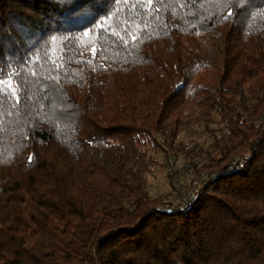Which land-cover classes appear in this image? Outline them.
Returning a JSON list of instances; mask_svg holds the SVG:
<instances>
[{
  "label": "trees",
  "instance_id": "16d2710c",
  "mask_svg": "<svg viewBox=\"0 0 264 264\" xmlns=\"http://www.w3.org/2000/svg\"><path fill=\"white\" fill-rule=\"evenodd\" d=\"M0 264H264V0H0Z\"/></svg>",
  "mask_w": 264,
  "mask_h": 264
},
{
  "label": "built area",
  "instance_id": "2783aa9c",
  "mask_svg": "<svg viewBox=\"0 0 264 264\" xmlns=\"http://www.w3.org/2000/svg\"><path fill=\"white\" fill-rule=\"evenodd\" d=\"M163 166L172 187L170 186L168 196L160 204V208L167 212L177 211L182 203L197 196L202 179L207 175L203 174V178H194L186 185L180 184L179 178L186 172L187 164L182 159V153L177 151L168 153Z\"/></svg>",
  "mask_w": 264,
  "mask_h": 264
},
{
  "label": "rangeland",
  "instance_id": "374dc122",
  "mask_svg": "<svg viewBox=\"0 0 264 264\" xmlns=\"http://www.w3.org/2000/svg\"><path fill=\"white\" fill-rule=\"evenodd\" d=\"M177 148H179V146H177ZM163 164H164L163 156L162 154H160L158 161L152 166L150 175L147 178L149 191L153 195H156V194H166L167 195L170 190V186L167 181V175H165ZM165 199H166V196L164 197L162 202H164Z\"/></svg>",
  "mask_w": 264,
  "mask_h": 264
}]
</instances>
